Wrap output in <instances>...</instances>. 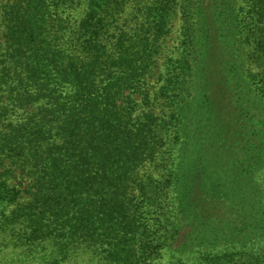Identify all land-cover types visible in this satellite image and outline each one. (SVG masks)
Wrapping results in <instances>:
<instances>
[{
  "label": "trees",
  "instance_id": "trees-1",
  "mask_svg": "<svg viewBox=\"0 0 264 264\" xmlns=\"http://www.w3.org/2000/svg\"><path fill=\"white\" fill-rule=\"evenodd\" d=\"M258 107L264 0L5 2L0 264H264Z\"/></svg>",
  "mask_w": 264,
  "mask_h": 264
},
{
  "label": "rangeland",
  "instance_id": "rangeland-1",
  "mask_svg": "<svg viewBox=\"0 0 264 264\" xmlns=\"http://www.w3.org/2000/svg\"><path fill=\"white\" fill-rule=\"evenodd\" d=\"M12 0H0V9H1V6L5 4V2H7L8 4L11 2ZM4 3V4H2ZM175 11L174 13H176V16L173 17L172 19V24H171V27H170V32H169V36L166 38V41L163 45V49H162V53L161 55L159 56V59H158V66H160V64L162 63V61L164 60V58L166 56H169V55H173L175 54L176 52V49L175 47L177 46V41L179 40V31H178V27H179V18H178V6L175 7ZM128 10V9H127ZM126 10V11H127ZM81 9L75 14V16H79L81 14ZM158 73H156V76L153 77L150 81V84H155L156 81H157V75ZM262 107H258L256 108L255 110H252L251 109V113L252 114H255L257 116V118H259L261 121H264V113H261V109ZM204 123H205V120L202 119L200 121V125L201 127L203 128L204 126ZM262 130H263V127H262ZM243 139L244 141H248V140H251V142H254V140L252 139L251 135H249L248 133H246V131L244 130V134H243ZM256 141V140H255ZM257 142V141H256ZM147 169V167H146ZM19 181V180H18ZM25 183V182H24Z\"/></svg>",
  "mask_w": 264,
  "mask_h": 264
}]
</instances>
